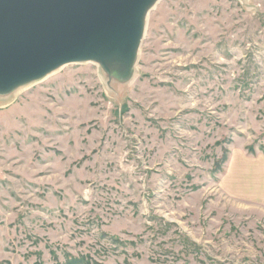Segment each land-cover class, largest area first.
<instances>
[{
  "label": "rangeland",
  "instance_id": "obj_1",
  "mask_svg": "<svg viewBox=\"0 0 264 264\" xmlns=\"http://www.w3.org/2000/svg\"><path fill=\"white\" fill-rule=\"evenodd\" d=\"M138 53L0 97V264H264V0H162Z\"/></svg>",
  "mask_w": 264,
  "mask_h": 264
},
{
  "label": "water",
  "instance_id": "obj_2",
  "mask_svg": "<svg viewBox=\"0 0 264 264\" xmlns=\"http://www.w3.org/2000/svg\"><path fill=\"white\" fill-rule=\"evenodd\" d=\"M155 1L0 0V95L72 63L129 80Z\"/></svg>",
  "mask_w": 264,
  "mask_h": 264
},
{
  "label": "bare ground",
  "instance_id": "obj_3",
  "mask_svg": "<svg viewBox=\"0 0 264 264\" xmlns=\"http://www.w3.org/2000/svg\"><path fill=\"white\" fill-rule=\"evenodd\" d=\"M161 1H162V0H156V1L154 2V4L150 7V9H149V11H148V13H147V16H148V14H149L152 10H154V9L160 4ZM146 19H147V18H146ZM139 48H140V47H139ZM138 52H139V49H138ZM138 54H139V53H138ZM138 54H137V58H136V62H135V65H134V69H133L132 76H131V78H130L129 80H131V79L134 77L135 67H136L137 59H138ZM90 63H96V64H99V63H97V62H93V61H91ZM99 65H100V64H99ZM101 66H102V65H101ZM60 68H61V67H60ZM58 69H59V68H58ZM58 69H56V70H58ZM56 70H54V71L48 73L47 75H45L44 77H42V78H40V79L34 80V81H32V82H29V83H26V84H23V85H20V86H18L17 88L13 89L12 91H10V92H8V93H6V94H4V95H0V97H9V96H11L12 94H14L18 89H20V88H22V87H25V86H27V85H29V84H32V83H34V82H37V81L43 80L44 78L48 77V76L51 75L53 72H55ZM117 71H118V68L115 67V69H113V74H115V72H117ZM126 81H127V80H126Z\"/></svg>",
  "mask_w": 264,
  "mask_h": 264
},
{
  "label": "trees",
  "instance_id": "obj_4",
  "mask_svg": "<svg viewBox=\"0 0 264 264\" xmlns=\"http://www.w3.org/2000/svg\"><path fill=\"white\" fill-rule=\"evenodd\" d=\"M69 264H79V262H72V263H69Z\"/></svg>",
  "mask_w": 264,
  "mask_h": 264
}]
</instances>
